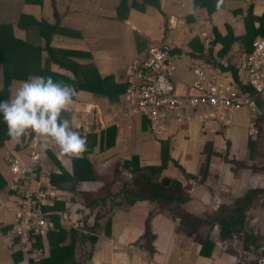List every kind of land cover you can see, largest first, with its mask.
<instances>
[{
    "label": "crops",
    "instance_id": "obj_1",
    "mask_svg": "<svg viewBox=\"0 0 264 264\" xmlns=\"http://www.w3.org/2000/svg\"><path fill=\"white\" fill-rule=\"evenodd\" d=\"M215 1L209 5L203 0H0V26L5 25L14 38L43 48V62L50 57L49 44L58 57L64 55L78 65L83 81L86 76L91 81L87 87L92 91L81 89L75 98L76 106L93 120L84 130L86 151L68 155L50 139L47 147L40 143L41 178L56 186L59 194L53 204L43 205V211L49 216L52 212L50 217L68 210L73 215L76 228H63L76 238L75 264H262L264 94L256 99L258 107L241 108L227 125L205 107L191 109L181 120L170 115L161 136L147 118L123 107L125 70L134 59L146 57L153 44L171 49L178 93L194 89L196 61L206 73L243 89L242 72L236 80L232 71L222 68L232 61L235 50L245 48L242 40L235 41L222 59L223 44L214 41L218 34L242 37L249 11L264 18V0ZM171 15L181 20L174 31L167 27ZM255 24L259 27L260 20ZM196 55L201 59H192ZM242 59L237 68L245 64ZM51 64L52 70L63 71L56 60ZM21 81L11 80L10 90ZM3 88L0 64V91ZM70 113L79 126L82 121ZM252 122L258 124L259 133L253 131ZM96 127L99 131L92 132ZM103 134L110 144L101 145ZM24 139L25 135L14 145L10 137L0 146V264H28L13 243L17 197L10 187L13 174L7 161L11 155L26 161L30 146ZM139 168L158 181H179L185 203L159 199L120 205L126 199L110 186L120 182L133 186ZM79 192L83 201L71 195ZM206 194L211 198L205 200ZM247 196L249 203L237 225L240 230L223 239L218 218L230 215L236 202ZM184 215L214 221L200 229L215 243L211 255L200 256L202 244L183 224Z\"/></svg>",
    "mask_w": 264,
    "mask_h": 264
},
{
    "label": "built area",
    "instance_id": "obj_2",
    "mask_svg": "<svg viewBox=\"0 0 264 264\" xmlns=\"http://www.w3.org/2000/svg\"><path fill=\"white\" fill-rule=\"evenodd\" d=\"M181 20L175 15L167 19V27L174 31ZM206 34V33H205ZM196 79L192 87L199 93L180 94L174 82L175 62L168 46L153 44L148 55L134 59L125 70V80L128 84L123 107L130 114H140L146 117L154 133L161 136L167 130L166 120L175 115L178 120L189 117L191 109L207 108L212 116L222 120L224 125L229 118L245 106L258 107L256 99L264 94V36L257 37L253 48L245 56V71L247 82L253 87V92L242 90L234 83L222 82L216 74H207L204 66L193 63ZM253 131L259 133L256 122L251 123ZM34 142L30 146L26 161L17 156L7 157L9 168L13 174L10 187L17 197L14 238L17 248H23L27 254H35L41 259L46 254L45 249L32 247L33 238L46 239L52 231H56L57 223L43 211V205L52 204L58 199L55 187L50 186L41 178L40 166L43 150L40 149L41 137L31 136ZM36 184V185H35ZM59 223L66 226L71 223L68 212L58 213ZM264 264V258H263Z\"/></svg>",
    "mask_w": 264,
    "mask_h": 264
},
{
    "label": "trees",
    "instance_id": "obj_3",
    "mask_svg": "<svg viewBox=\"0 0 264 264\" xmlns=\"http://www.w3.org/2000/svg\"><path fill=\"white\" fill-rule=\"evenodd\" d=\"M203 2H207V4L209 5L210 3L216 4V1L214 2V0H203ZM256 20H260L259 27H256ZM245 24L246 33L242 37L238 38L231 36L227 38L218 34L216 37V41L214 42L223 44V47L220 49V56L222 59V57H224L226 53L232 48V45L235 41H238L240 39L242 40L245 48L235 50L231 55L232 61L229 60V65H222V68L224 72L228 70L232 71L236 80H239V75L242 72V75H240V78L243 82L242 90H246L252 93L254 91L253 87L248 84L247 74L244 73V62H242L241 68L240 66L239 68H237L236 63L241 59V56H243L244 59L246 54L252 50L253 41L257 37L264 36V18L259 19L256 15H254V13H252V11H249L248 16L245 18ZM48 42L50 43V39L48 40ZM46 48L49 50L50 57L45 62H43V48L36 45L27 44L21 39L14 38L10 30H8L5 25L0 26V64H2L3 66L4 79V88L0 91V99L7 98L11 94V80H24L27 77L36 74L51 75L54 77V79L73 85L77 89V92L81 89L86 90V87L91 81H89L90 78H88V76L86 75V78L84 77V81L82 80V76L80 75L82 71L77 69L78 65H76L74 62L69 61V58L65 57L64 55L58 57L57 54L54 53V49L50 47L49 44ZM200 56L196 55L192 57V59H201L198 58ZM213 57V54H211V59H213ZM55 60L59 67L63 68V71L62 69L60 71L52 70L51 63L54 64ZM87 90L92 91V88L87 87ZM99 91L105 92V90L102 88H99ZM63 114H65L66 118L70 119V111ZM30 133L31 136L34 135L33 132L30 131ZM9 138L10 137L7 134L6 125L3 122H0V146H2L3 143ZM106 138L107 137L103 134V138H101L102 146L104 145V143L107 145L110 144L106 141ZM210 155L211 154L207 155V158H209ZM208 164L209 159L207 160L205 168L203 170V172L205 171V175H203L204 180L207 177L206 172L209 168ZM81 167L82 166H80V168ZM135 173L136 175L133 177V186H130L128 188L125 187L124 191L120 193L123 194V198L127 201L119 203L120 205H124V203L135 204L137 201L159 199H165L167 202L171 203H185L181 200V198L183 199L184 190L182 188V184L179 181H171L168 178H164L163 180L158 181L157 177H155L154 175H149V173L143 171L142 168L136 170ZM52 176L53 177L51 181L53 184H55L56 175L52 174ZM53 187L56 186L53 185ZM248 203V196L246 198L238 200L236 202L235 208H233V210L230 212V215L225 216L221 219L218 218L217 222H219L221 228V237L223 239L230 238L233 232H238L240 230L237 225L238 223H241V218L243 216L242 212L244 210L243 207H245L246 205L247 208ZM51 218L57 223L56 231H52L46 239L35 237L33 238L32 242V247L36 249H45L44 247L48 246L46 247V254L43 255L41 259L37 260V256L35 254H27V252H25L23 248H18L17 253L19 258L26 257L28 259V264H75V236H73L72 234L69 235V233L65 231V229L58 223V217ZM182 219L184 225L190 226L191 236L197 235V238L202 244L200 256L211 255L215 248V243L211 241L209 234H202L200 232V229L208 223L212 224L214 221L210 219L208 221L195 219L191 215H184ZM68 240H70L69 243H67ZM92 240L95 242L96 239ZM13 242L15 244H18L17 240H14Z\"/></svg>",
    "mask_w": 264,
    "mask_h": 264
},
{
    "label": "clouds",
    "instance_id": "obj_4",
    "mask_svg": "<svg viewBox=\"0 0 264 264\" xmlns=\"http://www.w3.org/2000/svg\"><path fill=\"white\" fill-rule=\"evenodd\" d=\"M12 88L7 98L0 99V122L6 125L9 137L19 141L30 130L41 137L45 147L49 139L53 141L61 153L79 156L86 150V135L77 130L79 126L72 119L62 115L74 110L78 92L73 85L51 75L36 74ZM210 198V194L204 197ZM64 212L70 215L71 223L62 227L76 228L71 212Z\"/></svg>",
    "mask_w": 264,
    "mask_h": 264
},
{
    "label": "rangeland",
    "instance_id": "obj_5",
    "mask_svg": "<svg viewBox=\"0 0 264 264\" xmlns=\"http://www.w3.org/2000/svg\"><path fill=\"white\" fill-rule=\"evenodd\" d=\"M53 68V67H52ZM188 92V91H187ZM191 93H199V91L197 90V89H192L191 90ZM264 98V97H263ZM260 99H262L261 97H260ZM73 112L76 114V116H77V118H79L80 119V121H82L81 123H80V125H79V127H78V131H80L82 134H84V135H86V131H84V130H86L85 128H88L89 126H91V123L93 122V120L92 119H89V115H87V114H89V113H86V112H84V110L83 109H81V108H79V107H77L76 106V104H75V107H74V110H73ZM71 114V113H70ZM63 116H65V114H62ZM91 117H92V115H91ZM99 129H100V127H96V129H92V132H94V131H99ZM11 140H12V142H13V138H11ZM25 143L27 144V145H29V146H31L32 144H34V142L32 141V140H30V130L25 134ZM11 142V143H12ZM18 141L17 140H14V145L17 143ZM29 150H31V148L29 149ZM42 174H43V171H42ZM42 176H44V175H42ZM44 182L46 183V184H48V182L47 181H45L44 180ZM49 185V184H48ZM113 190H120L121 192H123L124 191V188L126 187V188H128V186H127V184H121V182L120 183H115L114 185H111L110 186ZM111 190V189H110ZM74 194H76V197H77V200H79V201H83V198H84V196H83V194L81 193V192H79L78 194L77 193H71V195L72 196H74L75 197V195ZM260 263H262V259H261V261H260Z\"/></svg>",
    "mask_w": 264,
    "mask_h": 264
}]
</instances>
